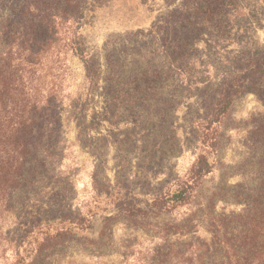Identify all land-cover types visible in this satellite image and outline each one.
Instances as JSON below:
<instances>
[{
	"label": "rangeland",
	"instance_id": "374dc122",
	"mask_svg": "<svg viewBox=\"0 0 264 264\" xmlns=\"http://www.w3.org/2000/svg\"><path fill=\"white\" fill-rule=\"evenodd\" d=\"M59 5L0 0V69L16 74L10 80L24 102L33 87L39 105L50 61L70 93L58 110L56 145L35 157L47 160L34 161L24 208L2 230L17 240L2 244H22V236L39 242L67 228L75 237L50 250L46 264H133L131 256L155 250L177 256L191 230L206 244L212 230H244L264 204V77L244 73L264 64V0L91 2L79 34L93 77L65 44L73 27L57 41ZM244 78L208 148L203 127L215 116L212 104ZM201 155L211 172L191 199L175 207L158 200L186 183Z\"/></svg>",
	"mask_w": 264,
	"mask_h": 264
},
{
	"label": "trees",
	"instance_id": "16d2710c",
	"mask_svg": "<svg viewBox=\"0 0 264 264\" xmlns=\"http://www.w3.org/2000/svg\"><path fill=\"white\" fill-rule=\"evenodd\" d=\"M98 1L100 0H60L56 17L58 24L54 25L57 41L60 39L58 36L61 30L63 37H66L73 27V38L69 40L66 37L65 44L69 46L73 56L84 64L92 77L97 73V68L89 58L79 31L89 3ZM31 10L32 15H39L37 9L31 8ZM142 33L138 32V34ZM51 44H53L51 40H46V47L43 48L48 50ZM35 45H37L36 41L32 43L30 52L36 56L39 51L33 48ZM38 46L40 50L43 49L42 46ZM56 53L57 55L60 53L59 48ZM51 67V61L46 63L44 75L46 83L41 90L42 98L39 105L35 99V88L32 87L33 90L30 91L32 101L30 102L29 97L24 102L19 85L15 83L16 74H11L4 68L0 69V99H2V105L4 104L0 112V264H46L44 257L50 250L75 237V234L67 228H57L50 234L46 233L39 242L34 236H22L23 239L18 237L22 244L13 247L2 244L17 240L14 237L15 234L2 230H9L10 221L17 217L18 206L20 205L21 209L24 208L21 206V197L25 194V183L31 173L36 171L34 161L44 164L47 160L45 154L42 159L35 157L47 152L48 150L45 149L51 148V145H56V135L61 126L58 110L70 100L68 90L60 87V75L52 72ZM244 73L248 74L249 78L264 77V64L252 66ZM34 75L35 72H32L30 83L33 82ZM10 77H14L15 80L12 82ZM233 80L230 88L226 90L228 94L224 92L221 99L212 104L213 109H216L215 116L208 119L203 127L206 131L205 137L209 139L206 145L208 148L214 147L216 143L213 126L228 111L234 97L247 86L245 78L237 82ZM79 95L81 96L82 93ZM210 172L211 165L207 157L199 156L190 170V177L186 183H181L176 191L164 194L158 200L165 199L172 207L187 203L197 187V182ZM134 214L136 211L129 210L127 215L134 216ZM243 226L244 230H212L213 239L207 244L204 240L194 242L197 230H191L186 233V236L191 239L186 241V250L177 256L171 255L168 248L166 252L155 250L152 256L150 254L143 259L131 256L133 264H264V204L258 216L251 215L244 220ZM27 239L30 241L26 243Z\"/></svg>",
	"mask_w": 264,
	"mask_h": 264
}]
</instances>
